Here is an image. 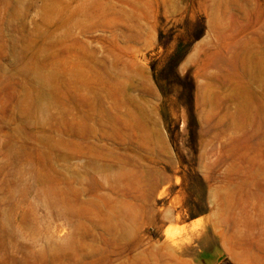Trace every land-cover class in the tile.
<instances>
[{"label":"rangeland","instance_id":"rangeland-1","mask_svg":"<svg viewBox=\"0 0 264 264\" xmlns=\"http://www.w3.org/2000/svg\"><path fill=\"white\" fill-rule=\"evenodd\" d=\"M0 264H264V0H0Z\"/></svg>","mask_w":264,"mask_h":264},{"label":"trees","instance_id":"trees-1","mask_svg":"<svg viewBox=\"0 0 264 264\" xmlns=\"http://www.w3.org/2000/svg\"><path fill=\"white\" fill-rule=\"evenodd\" d=\"M175 55H176V54H175ZM190 96H191V95H190ZM191 121H192V122H191V123H192V125L194 126V125H195V118H194V116H193V115L191 116Z\"/></svg>","mask_w":264,"mask_h":264}]
</instances>
